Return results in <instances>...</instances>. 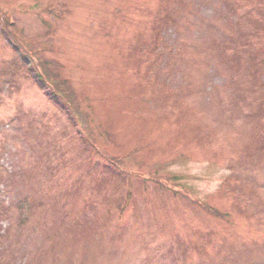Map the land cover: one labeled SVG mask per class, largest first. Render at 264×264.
<instances>
[{"label": "rangeland", "instance_id": "obj_1", "mask_svg": "<svg viewBox=\"0 0 264 264\" xmlns=\"http://www.w3.org/2000/svg\"><path fill=\"white\" fill-rule=\"evenodd\" d=\"M0 264H264V0H0Z\"/></svg>", "mask_w": 264, "mask_h": 264}, {"label": "trees", "instance_id": "obj_2", "mask_svg": "<svg viewBox=\"0 0 264 264\" xmlns=\"http://www.w3.org/2000/svg\"><path fill=\"white\" fill-rule=\"evenodd\" d=\"M15 47H16V46H15ZM16 48L18 49V47H16ZM29 71L31 72V70H30V69H29ZM36 75H37V74H36ZM37 77H38V75H37ZM39 79H40V78H39ZM40 80H41V79H40ZM40 80H39V81H40ZM52 173H53V172H52Z\"/></svg>", "mask_w": 264, "mask_h": 264}]
</instances>
